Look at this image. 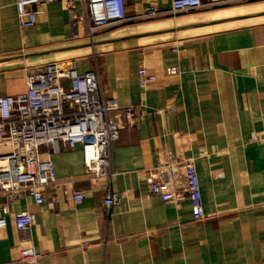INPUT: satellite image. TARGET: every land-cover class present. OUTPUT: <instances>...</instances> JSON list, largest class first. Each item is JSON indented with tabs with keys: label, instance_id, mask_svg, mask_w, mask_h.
<instances>
[{
	"label": "crops",
	"instance_id": "0c3cea01",
	"mask_svg": "<svg viewBox=\"0 0 264 264\" xmlns=\"http://www.w3.org/2000/svg\"><path fill=\"white\" fill-rule=\"evenodd\" d=\"M15 1L0 0V96L23 94L27 69L74 62L79 74H98L107 100L134 108L139 125L120 131L106 183L86 177L79 149L55 155L60 187L46 190L41 207L31 198L13 202L0 264L19 258V212L35 216L39 264H264V10L253 9L264 0H208L178 16L171 0H136L114 26L121 28L93 41L86 22L77 30L67 0L33 7L37 24L28 31ZM151 6L163 14L142 18ZM75 10L85 16L82 2ZM142 67L156 78L146 89ZM158 155L195 160L204 220H194L187 200L170 205L150 194L146 173ZM219 173L226 179L213 181ZM75 193L84 195L79 206ZM109 195L119 204L106 208Z\"/></svg>",
	"mask_w": 264,
	"mask_h": 264
},
{
	"label": "built area",
	"instance_id": "2783aa9c",
	"mask_svg": "<svg viewBox=\"0 0 264 264\" xmlns=\"http://www.w3.org/2000/svg\"><path fill=\"white\" fill-rule=\"evenodd\" d=\"M58 0H16L15 6L22 31L32 30L37 24L35 6H49ZM82 2L84 17H76L75 3ZM136 0H67L68 11L77 25L86 22L89 37L126 21V9ZM257 0H231L244 3ZM208 0H171L170 14L178 16L199 11ZM154 6L142 18L155 19L162 15ZM76 39L79 35H75ZM179 74L169 69L168 76ZM145 68L138 70L140 87L154 83ZM26 91L16 96H0V146L11 152L0 154V230L7 226V213L14 201L31 198L37 207L46 201L48 188H59L53 157L65 150L79 149L83 155L85 174L93 183H106L112 176L111 149L119 140L120 131L129 125L138 126L134 108H122L116 101L107 100L97 73L79 74L75 63H51L26 70ZM162 112H157L161 115ZM122 114L124 122L115 119ZM254 141L256 135H252ZM224 155V151H220ZM209 151L200 154L208 157ZM223 173L213 181L225 180ZM146 182L153 197L163 203L179 205L187 200L196 222L205 219L201 184L194 159H179L158 155L156 166L146 173ZM182 188V189H181ZM74 204L84 201L82 193L73 195ZM117 195H109L106 208L118 205ZM15 227L20 235L19 258L8 264H39L32 230L35 216L30 212L14 213Z\"/></svg>",
	"mask_w": 264,
	"mask_h": 264
},
{
	"label": "rangeland",
	"instance_id": "374dc122",
	"mask_svg": "<svg viewBox=\"0 0 264 264\" xmlns=\"http://www.w3.org/2000/svg\"><path fill=\"white\" fill-rule=\"evenodd\" d=\"M263 2H264V1H263ZM254 8L264 10V3H260V5H257V6H255V7H253V9H254ZM119 28H121V27H114V28H109V29H106V30L99 31L98 33H96V34L94 35L93 40H94V38H95L96 36H99V34L106 35V34H108L109 32L114 31V30L119 29ZM119 34H123V32H120ZM93 40H92V41H93Z\"/></svg>",
	"mask_w": 264,
	"mask_h": 264
}]
</instances>
